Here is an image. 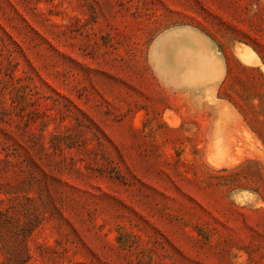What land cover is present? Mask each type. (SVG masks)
<instances>
[{"label": "rangeland", "instance_id": "374dc122", "mask_svg": "<svg viewBox=\"0 0 264 264\" xmlns=\"http://www.w3.org/2000/svg\"><path fill=\"white\" fill-rule=\"evenodd\" d=\"M181 24L201 105L153 79ZM0 264H264V0H0Z\"/></svg>", "mask_w": 264, "mask_h": 264}, {"label": "crops", "instance_id": "0c3cea01", "mask_svg": "<svg viewBox=\"0 0 264 264\" xmlns=\"http://www.w3.org/2000/svg\"><path fill=\"white\" fill-rule=\"evenodd\" d=\"M149 56L156 86L174 100L189 99L190 105L216 97L228 87L232 75L229 59L216 41L189 24L171 26L156 35Z\"/></svg>", "mask_w": 264, "mask_h": 264}]
</instances>
